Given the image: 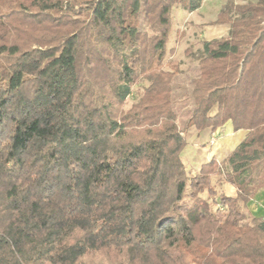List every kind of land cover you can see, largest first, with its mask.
I'll list each match as a JSON object with an SVG mask.
<instances>
[{"label": "trees", "instance_id": "obj_1", "mask_svg": "<svg viewBox=\"0 0 264 264\" xmlns=\"http://www.w3.org/2000/svg\"><path fill=\"white\" fill-rule=\"evenodd\" d=\"M200 5L0 0V264H264L247 210L264 188V0L222 5L179 123L165 45L173 8ZM226 124L245 138L190 174L187 132Z\"/></svg>", "mask_w": 264, "mask_h": 264}, {"label": "rangeland", "instance_id": "obj_2", "mask_svg": "<svg viewBox=\"0 0 264 264\" xmlns=\"http://www.w3.org/2000/svg\"><path fill=\"white\" fill-rule=\"evenodd\" d=\"M226 0H201L199 9L192 13L174 7L171 12V27L167 42L163 64L170 62L177 66L178 71L174 85V105L178 122L184 119V111L181 108L185 99H182L184 91L183 84L196 74L198 56L201 54L202 43L219 39L227 35V27L215 25L214 21L222 5ZM248 0H234L237 4H243ZM165 70L168 67L165 65ZM142 83L136 92H141ZM139 94V93H138ZM131 104V100L126 101V107ZM202 200L207 199L206 194H201ZM257 215V214H256Z\"/></svg>", "mask_w": 264, "mask_h": 264}, {"label": "crops", "instance_id": "obj_3", "mask_svg": "<svg viewBox=\"0 0 264 264\" xmlns=\"http://www.w3.org/2000/svg\"><path fill=\"white\" fill-rule=\"evenodd\" d=\"M246 132L234 133L230 124L214 132L205 131L200 134L194 130L187 132V147L183 151L182 160L190 174L198 172L200 166L215 159L223 161L231 151L245 138ZM228 194H233V188L224 186ZM248 212L254 217L264 216V188L259 189L247 204ZM257 214V215H256Z\"/></svg>", "mask_w": 264, "mask_h": 264}]
</instances>
